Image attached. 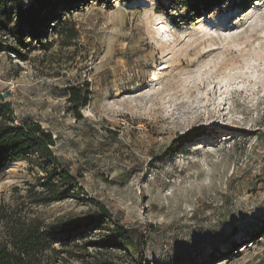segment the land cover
Segmentation results:
<instances>
[{
    "label": "rangeland",
    "instance_id": "1",
    "mask_svg": "<svg viewBox=\"0 0 264 264\" xmlns=\"http://www.w3.org/2000/svg\"><path fill=\"white\" fill-rule=\"evenodd\" d=\"M26 41V60L0 51V101L52 134L82 190L37 202L30 186L44 174L13 160L0 169V213L50 224L94 211V199L146 236L142 262L83 244L102 229L60 264H264V0L195 19L168 0L93 1ZM68 86L90 92L80 118Z\"/></svg>",
    "mask_w": 264,
    "mask_h": 264
},
{
    "label": "trees",
    "instance_id": "2",
    "mask_svg": "<svg viewBox=\"0 0 264 264\" xmlns=\"http://www.w3.org/2000/svg\"><path fill=\"white\" fill-rule=\"evenodd\" d=\"M93 1L110 4V0H28L26 3L0 0V51L12 52L16 58L26 60L27 55L22 50L27 51L31 45L27 38L38 41L46 35L48 28H62L68 14ZM227 2L233 0H168L169 4L183 8L192 19L204 17ZM67 92L66 100L75 116L80 118L78 109L88 103L90 92L82 86H68ZM262 129L264 136V113ZM199 130L178 136L172 144L203 135L204 131ZM54 145L52 134L40 123L32 119L17 120L11 104L0 101V169L18 159H27L36 165L44 174L30 186L31 190L37 189L33 193L37 202L48 203L54 199L76 196L82 190L76 178L54 153ZM92 204L96 208L94 211L50 224L15 212L0 213L5 227V234L0 239V264H60L65 259L59 255L64 248L78 247L77 239L83 240L88 233L102 229L109 230L106 238L83 244L116 245L127 254H135L142 262L146 245L144 233L136 227L119 224L101 202L92 199ZM56 243L62 246L61 249L57 248Z\"/></svg>",
    "mask_w": 264,
    "mask_h": 264
},
{
    "label": "bare ground",
    "instance_id": "3",
    "mask_svg": "<svg viewBox=\"0 0 264 264\" xmlns=\"http://www.w3.org/2000/svg\"><path fill=\"white\" fill-rule=\"evenodd\" d=\"M258 3H259V2H258ZM258 3H257V4H258Z\"/></svg>",
    "mask_w": 264,
    "mask_h": 264
}]
</instances>
